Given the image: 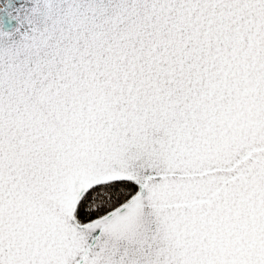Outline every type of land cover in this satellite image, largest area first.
Masks as SVG:
<instances>
[{"label":"snow or ice","instance_id":"1","mask_svg":"<svg viewBox=\"0 0 264 264\" xmlns=\"http://www.w3.org/2000/svg\"><path fill=\"white\" fill-rule=\"evenodd\" d=\"M0 264H264V0H0Z\"/></svg>","mask_w":264,"mask_h":264}]
</instances>
